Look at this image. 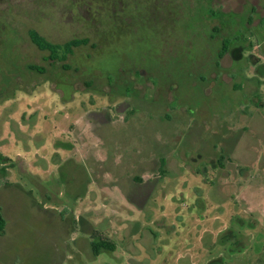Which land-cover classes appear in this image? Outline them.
<instances>
[{"label":"rangeland","instance_id":"374dc122","mask_svg":"<svg viewBox=\"0 0 264 264\" xmlns=\"http://www.w3.org/2000/svg\"><path fill=\"white\" fill-rule=\"evenodd\" d=\"M0 211V264H264V0H0Z\"/></svg>","mask_w":264,"mask_h":264},{"label":"trees","instance_id":"16d2710c","mask_svg":"<svg viewBox=\"0 0 264 264\" xmlns=\"http://www.w3.org/2000/svg\"><path fill=\"white\" fill-rule=\"evenodd\" d=\"M30 38L32 42L42 51H48L50 53L49 58L51 61H65L67 59V56L73 53V50L75 48L87 46L89 44L88 39H75L71 40L69 42H66L63 45H57L52 44L48 42L43 36H41L37 31H31L30 32ZM63 50L64 55L62 57H59L58 52ZM229 52V49L227 47V44H223V49L221 50V57L226 55ZM32 69L41 71L42 69L39 67H32ZM43 71V70H42ZM6 228V220L0 211V235H3L5 233ZM93 252L97 256L101 249H112L113 245L109 242L100 241V242H94L92 244Z\"/></svg>","mask_w":264,"mask_h":264}]
</instances>
